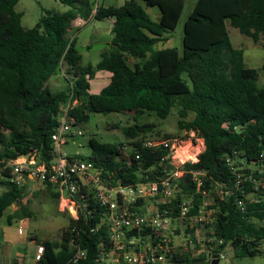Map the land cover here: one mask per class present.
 Returning <instances> with one entry per match:
<instances>
[{
	"label": "trees",
	"instance_id": "1",
	"mask_svg": "<svg viewBox=\"0 0 264 264\" xmlns=\"http://www.w3.org/2000/svg\"><path fill=\"white\" fill-rule=\"evenodd\" d=\"M17 1L0 0V215L18 203L9 220L32 216L28 205L20 203L25 185L12 180L7 162L34 148L42 160L50 162V135L70 91L77 102L68 115L77 124L86 121L91 112H133L134 123L123 128L128 139L143 138L152 131L149 122L137 120L143 112L164 119L176 107L179 128L195 130L204 142L198 161L185 167L205 171L209 181L230 186L225 157L233 151L248 162L264 151V85H257L258 70L244 63L243 49L232 45L226 26L228 21L252 42L264 39V0H195L183 23L180 51L175 47L155 49L154 45L168 39L181 17L184 0H142L146 7L159 9L158 21L136 0L95 7L88 0H59L67 8L60 13L44 10L32 28L21 25V13L14 9ZM78 17L99 22L112 19L113 36L95 66L79 65L75 38L67 35ZM262 49L264 70V43ZM128 58L135 60L133 66L127 64ZM94 68L110 74L108 84L98 93L89 92ZM65 73V86L53 91L49 78ZM2 130L9 132L6 135ZM116 145L90 138V152L77 156L107 171L102 175L113 171L121 183L135 182L134 164L116 160ZM138 152L145 167L161 153ZM180 184L184 192L192 189L191 184ZM45 187L51 198L59 197L50 184ZM249 193L256 194L258 201L246 200ZM237 199L245 202V211L237 206ZM200 201L195 194L191 212ZM213 208L215 235L225 246L230 244L235 256L264 253L263 190L254 191L246 184L243 192L236 190L226 199H217ZM92 213L77 219L70 216L59 240L39 242L43 245L41 263L101 264L98 244L108 245V228L100 225L92 231L101 211ZM77 248L84 251V257L72 262ZM197 258L208 257L200 254ZM169 260L193 264L195 258L173 255Z\"/></svg>",
	"mask_w": 264,
	"mask_h": 264
},
{
	"label": "built area",
	"instance_id": "2",
	"mask_svg": "<svg viewBox=\"0 0 264 264\" xmlns=\"http://www.w3.org/2000/svg\"><path fill=\"white\" fill-rule=\"evenodd\" d=\"M75 20L77 27L86 23L80 17ZM69 87L72 88V82ZM76 102L70 91L60 105L57 124L50 135V162L42 160L35 148L30 149L27 158L17 156L7 162L12 168V180L22 182L23 178L31 176L43 185L50 184L59 197L65 199V206L73 211V219L80 214L91 217L92 212L101 211L100 221L91 230L106 226L109 243L107 246L98 244V263H162L173 255L206 254L209 260L213 254L218 258L223 256L225 245L213 228L216 211L213 205L217 199H226L236 190L243 192L246 184L254 191L264 192V151L249 162L239 156L238 151L226 156L231 172V184L227 186L224 182L209 181L203 170L185 167L187 163H196L204 149L203 139L195 130L161 138H129L117 143L116 160L134 164L138 178L124 184L113 171L102 175L107 171L80 159L78 152L68 155L64 150L69 138L81 134L75 128L74 118L68 115ZM138 149L161 153L152 165L145 167ZM186 175L187 182L183 184L192 185L190 192H184L180 184ZM195 194L201 201L193 213ZM246 200L257 202L258 198L249 193ZM236 204L245 211L242 199H237ZM42 255L43 245L36 244L32 264H43ZM83 257L84 251L77 248L71 261L77 262Z\"/></svg>",
	"mask_w": 264,
	"mask_h": 264
},
{
	"label": "rangeland",
	"instance_id": "3",
	"mask_svg": "<svg viewBox=\"0 0 264 264\" xmlns=\"http://www.w3.org/2000/svg\"><path fill=\"white\" fill-rule=\"evenodd\" d=\"M93 7L96 4L103 5H119L122 4L124 0H88ZM146 11L152 19L155 20V16L151 10H158L157 7H146L142 0H136ZM195 0H184V7L181 13V17L176 25V27L169 31L168 42H160L154 45L155 49L165 48V47H175L179 51L181 50V38H182V28L184 20L190 11ZM67 8L59 0H18L14 6L16 12L21 13V25L24 28H32L38 22V20L44 14V10H52L54 12L60 13ZM154 15V16H153ZM85 24L81 27L74 26L71 30L70 38H75L76 49L81 55L79 65L81 67H86L88 65L95 66L100 60V53L104 49H107L110 44V40L113 36L111 28L104 27V25L89 17L85 20ZM228 35L230 41L234 47H240L243 49L246 65L248 67L256 68L258 70L257 85L259 87L264 85V70L261 69L263 49L262 44L264 39L258 42H252L251 38L241 34L237 28L228 25ZM62 69L67 72L66 66L63 65ZM68 73V72H67ZM72 72L68 74L71 76ZM106 77H105V76ZM65 76L57 75L54 79V83H49L51 88L55 90H60L65 86ZM109 82V73L106 70L94 68L92 78L89 80V92L98 93L105 85ZM192 115L188 116L190 119ZM178 115L177 108L173 107L169 115L164 118H158L154 113L143 112L137 117L139 122H149L152 125V131L148 133L147 136L161 138L163 136H177L184 133L185 129H180L178 126ZM135 121V114L133 112H91L88 115L86 121L78 123L75 128L80 130V135H74L68 139L64 150L68 155H73L76 152L80 154H88L90 152L89 139L95 138L101 142L109 143H120L126 141L128 138L123 133V128L125 126L133 124ZM6 135L9 131L2 130ZM31 200L35 197L30 196ZM47 199L36 196L35 201H31L28 208L32 211L33 226H22L25 228V233L28 235L34 229L38 239L43 236L46 231H50L59 237L58 229L62 226L68 225L70 221V216L73 213L67 206L62 207L63 210L57 211V207L54 203L53 198L50 195ZM33 202V203H32ZM44 206L43 210L41 209ZM9 212V211H8ZM7 211L0 216V221H6L8 216ZM43 212V213H42ZM42 213V214H39ZM35 218V219H34ZM34 219V220H33ZM31 221H29L30 223ZM13 223H15L13 221ZM21 225V223H20ZM58 231V232H57ZM57 232V233H56ZM27 239H23L21 246L26 247ZM189 257V256H188ZM195 258L193 264H212L211 261L206 258ZM101 264H128L123 261L111 262L107 261ZM136 264H191V263H178L170 260H165L162 263L147 262V263H136ZM216 264H264V253L255 256H235L230 244H226L223 250V256L218 258Z\"/></svg>",
	"mask_w": 264,
	"mask_h": 264
},
{
	"label": "crops",
	"instance_id": "4",
	"mask_svg": "<svg viewBox=\"0 0 264 264\" xmlns=\"http://www.w3.org/2000/svg\"><path fill=\"white\" fill-rule=\"evenodd\" d=\"M109 5H112V4H109ZM146 10L147 9H145V11ZM151 11L154 15H156L154 17L155 20L158 21L159 17H160L159 9L158 10H151ZM75 21L76 20L72 21L71 27L68 30L67 35L69 37H71L70 34H71L72 28L74 26H76ZM101 23L104 25V27L111 28L112 19H109L107 22H101ZM228 25H230V24L227 21L226 22L227 30H228ZM168 39L166 40L167 42L169 41ZM75 48H76V45H75ZM243 60H244V63L246 64L244 52H243ZM134 63H135L134 59H132V58L127 59V64L129 66H133ZM56 77L57 76H53V77L49 78L48 84L54 83L55 82L54 79H56ZM109 77H110V74H109ZM55 91H57V90H55ZM22 182L25 185V195L20 200L21 204L29 205L31 203V201H35L36 196L43 197V198L47 199L46 201H48L47 196L49 195V193H48L45 185L41 184V182H39L38 180H36L35 178H33L31 176H26L25 178H23ZM31 195H33V197H35L32 200L30 199ZM53 200H54V203L57 207V211L61 213L60 209L62 207H64L66 204L65 199L63 197H58L57 199L53 198ZM18 207H19L18 203H13L9 207H7L3 212V213H5V211H7V212L9 211L7 214L8 216L6 217L7 219L5 222L0 221V264H32V262H33L32 259H33V255H34L35 247H36L37 243L44 241V240H59V237H57L56 234L52 235V233L50 231H46V233L43 236H41L39 239H38L34 229L32 231L30 229V233H28V235H27L24 232L25 231L24 226L28 225V226H31V228H32L33 222H32V219H30V217L12 218L9 220V215L12 214L15 210H17ZM43 208H44V206H42L41 209L43 210ZM42 213H39V214H42ZM2 215H0V216H2ZM13 221L15 223H13ZM29 221H31V222L29 223ZM20 223H21V225H20ZM22 223L24 224V226H22ZM66 226L67 225L60 227L58 229V231L60 229H62L63 227H66ZM23 239L24 240L27 239V241H26L27 246L24 248H23V246H21V242L23 241Z\"/></svg>",
	"mask_w": 264,
	"mask_h": 264
},
{
	"label": "water",
	"instance_id": "5",
	"mask_svg": "<svg viewBox=\"0 0 264 264\" xmlns=\"http://www.w3.org/2000/svg\"><path fill=\"white\" fill-rule=\"evenodd\" d=\"M19 156H23V157L27 158V154H19ZM187 178H188V176L186 175V176L183 178V180H182L183 183H186V182H187ZM210 261H211L212 264H216V263L218 262V255H217V254H213V255L211 256Z\"/></svg>",
	"mask_w": 264,
	"mask_h": 264
}]
</instances>
